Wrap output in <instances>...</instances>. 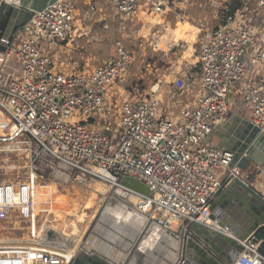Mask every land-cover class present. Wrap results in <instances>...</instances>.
Returning <instances> with one entry per match:
<instances>
[{
  "label": "built area",
  "instance_id": "built-area-1",
  "mask_svg": "<svg viewBox=\"0 0 264 264\" xmlns=\"http://www.w3.org/2000/svg\"><path fill=\"white\" fill-rule=\"evenodd\" d=\"M3 1L21 5L20 0ZM78 1H53L32 13L20 41H0L5 48L0 50V113L8 122L0 133V238L25 226L32 240L0 241V264H68L73 259L38 229L43 174H38L37 162L44 158L52 169L59 166L109 188V196L114 194L110 198L121 197L130 214L146 216L150 229L167 232L178 225L190 235L193 226H202L232 237L242 247L231 264H264V239L258 230L240 239L213 216V202L225 182L246 183V178L236 153L210 138L226 122L231 91L245 84L250 69L263 77L247 84L243 97L251 110L250 123L264 136V0H242L241 9L231 16L228 0L219 27L203 22L197 26L201 51L195 68L201 72V90L195 102L181 106L177 117L166 118L161 94L167 83L158 77L148 90L134 86L120 104L115 126L114 112L105 103L117 82L130 73L133 54L118 42L111 60L76 74L55 70L50 54L69 42ZM110 2L117 14L131 20L142 11L164 14L169 8L166 0ZM251 3L253 14L262 12L260 21L258 14L246 16ZM211 5L220 8L217 2ZM198 75L193 69L182 71L175 81L177 91H190ZM10 156L27 159L30 172L25 180L6 178L16 170L7 161ZM128 177L148 186L151 195L124 186ZM43 237L44 242L36 243Z\"/></svg>",
  "mask_w": 264,
  "mask_h": 264
},
{
  "label": "crops",
  "instance_id": "crops-1",
  "mask_svg": "<svg viewBox=\"0 0 264 264\" xmlns=\"http://www.w3.org/2000/svg\"><path fill=\"white\" fill-rule=\"evenodd\" d=\"M53 1L55 0H20L21 5H13L0 0V41L2 39L20 41L22 38V27L30 21L32 13L34 11L44 10ZM166 1L169 3V8L162 14L160 19L161 24H159L160 26H158L152 34V44L154 46L153 53H156L158 56H163L164 58L160 57L158 61H154V67L158 68L157 65L160 64L163 72H165L160 74L159 77L168 83V86H165L164 89L165 93H167V97L169 98L168 95H170L169 99H171L172 90L176 91L178 95L183 98L176 103L179 106H183L195 102L201 90V82L200 79L197 80V83H195L190 91L179 92L176 89L175 81L182 71L195 70V67L200 65L201 37L195 25L196 22L190 19L191 17H187L186 20H180L177 14H175V9L181 4V1ZM170 5H173V7ZM194 5H192V7ZM192 7L190 9H192ZM79 9L80 11L81 9L83 10V15L79 13ZM246 14V16L249 17L254 16L252 10L250 11L249 8ZM75 15L76 21L78 17L80 18V15H82L80 21L81 19H85L86 21L87 17H89V19L95 18V21L101 24L99 27L101 29L103 28V32L106 31L105 28L107 30L113 28L115 25L113 21L117 19L116 12L112 8L110 0H79L75 8ZM219 25L220 23L211 27L217 28ZM76 26L77 23L74 25V28ZM81 29H76L73 34L77 36H71L69 42L62 48L58 47L56 50L54 49L50 52L54 59L55 70L67 74H76L90 72L96 69L94 66L95 68L93 70H89L92 61L97 59L96 50L97 43H99L97 41V36L92 35L94 37L92 41L90 40L93 38L92 36H85V38H82L85 34L81 32ZM261 39L262 38H260V40ZM87 40L88 44L85 42ZM257 40L256 38L255 41ZM0 45H2L1 42ZM182 46L183 50L179 49ZM109 60H111V58L105 60L103 64ZM262 77L263 74H258L255 70L250 69L245 84L231 91L229 97V102L231 104L230 112H232V108L235 109L237 107V101L242 99L248 114L251 115V110L244 101V90L247 84H251L254 80H261ZM184 98L186 99L184 100ZM230 99L232 101H230ZM233 111L235 112H232L233 115L230 119L237 120L239 115L236 110ZM230 112L228 116H230ZM177 115L172 117H177ZM219 127L214 130L210 137L212 143L219 148L235 152L237 158L239 154H244L245 160L243 159L240 161V166L244 173L246 172V183L264 195V159H261L264 158V136L259 137L258 130L249 122L250 132L247 139H240L238 145L227 144L221 141L223 135ZM248 150H250V153L248 152L249 156L246 153ZM248 166H251L252 169L250 167L249 169ZM221 178L224 180V177ZM226 183L227 182H225V184ZM231 191L232 192H228L227 187H224V190L216 196L213 202V216L219 220L220 226L223 224L221 227L229 228L233 235L240 238V236L249 234V230L243 227L244 224L246 225L256 220H261L264 223V210L257 207L254 200L248 201L241 188L236 187ZM94 193H96V191ZM90 203L91 202H88V207H91L92 204L93 206L96 204L94 202ZM67 204V200H63L60 203L59 211L56 216L54 215L55 219L52 222L55 228L66 234H68L67 229L69 227L70 216ZM109 208L111 211L108 213V217H106L107 225L105 228L106 231L103 233L104 238L94 237L92 240L93 245H101L102 249L93 245L92 247L89 246L85 247V249H81L79 247L80 241L76 236H74V240H71L73 245H70L69 241L67 242L65 239V241H61V247H67L70 250L73 249L75 252L72 261L76 260L80 254L81 258L84 257V259H82L79 264H184L183 255L186 253L191 257H205L208 262L210 256L212 257L209 250L205 247V242L210 238L209 232L216 233L228 240H221L218 243V248L223 253H230L234 249L233 244L230 242L234 240L232 237L202 226H193L190 235L181 231L180 228H177L179 226L164 232L157 228L150 229L147 218L140 213L130 214L126 206L115 208L109 205ZM51 218L52 217H48L45 219L42 230L47 226L50 227L48 222ZM93 218L94 215L92 219ZM96 226L102 227L99 223H97ZM130 228L133 229L131 230ZM143 233L144 237L136 252L133 253V248ZM71 234L73 236L74 233ZM27 238L28 237H26V239ZM54 238L58 239L57 237ZM54 238L52 240H56ZM176 239L179 240L178 257ZM29 241L28 239V242ZM36 243H39V240L38 242L36 241ZM215 260L217 261L216 258Z\"/></svg>",
  "mask_w": 264,
  "mask_h": 264
},
{
  "label": "rangeland",
  "instance_id": "rangeland-1",
  "mask_svg": "<svg viewBox=\"0 0 264 264\" xmlns=\"http://www.w3.org/2000/svg\"><path fill=\"white\" fill-rule=\"evenodd\" d=\"M180 1L181 4L178 5L177 9H175V14H177L180 20H186L187 17H191L190 19H193L194 22H196L195 24L196 26H198L202 22L210 26L218 25L221 19L222 20L224 19L221 13L222 7L228 6L229 4L228 0H194L193 2L190 1L189 3H186L183 0ZM236 1L232 0V4L235 5ZM211 2H217L218 7L220 8L212 7ZM191 4L192 5L196 4V5L192 7ZM171 7H173V5ZM191 7L192 9H190ZM254 9H255L254 5L249 7V10L250 11L252 10L253 13H254ZM79 13L80 14L82 13L83 15L84 12L81 9ZM257 14L260 21L262 12H256L254 16H252V18L257 16ZM82 15H80V18H82ZM116 15H117L116 16L117 19L113 21L115 24L114 27L108 30L104 27L106 30L105 32H103L102 30L103 28L101 29L99 27L101 24H98V22L95 21V18L89 19V17L86 18V21L85 19L84 20L81 19L80 21L79 17L77 18V21L75 19L74 22L75 24L77 23V26L71 32L72 34L71 36L75 37L77 35L73 34V32L78 28L80 29L82 28L81 32L85 34L82 38H85V36L90 37L92 35L97 36V41L99 42L97 43L98 45L96 50L97 59L92 61L93 65L91 63L89 70H93L95 67L96 68L99 67L107 59L110 58L112 59V57H114L116 54V48L118 42H121L124 45V47L128 51H130L134 56V64L132 69L130 70V73L126 77L120 79L117 82V84L113 87L114 90L112 89L111 98H108L105 103V105L108 106L109 108H112L114 112L113 113L114 126H115L114 121H117L119 119L120 104L126 99H128L130 95H132V91L135 84L138 81H140V87L143 86L142 88L144 90L145 89L148 90L150 81H153L155 77H159L160 74L165 73L163 72L160 64L157 65L158 68L154 67V61L156 60L158 61L160 57L162 58L164 57L158 56L156 55V53L155 54L153 53L154 46L152 44L153 43L152 34L154 30L158 26H160L159 24H161L160 19L162 17V14H155L149 12L145 13L144 11H142L139 14L138 18L132 20L126 19L117 13ZM260 30L262 29H259V31ZM260 37L263 39L264 33H261ZM90 40L91 41L94 40V37L91 38ZM85 42L86 44H88V40ZM195 71H197V73L199 74L198 75V80H199L201 76L199 67H197ZM167 86L168 83L166 87ZM168 96L170 98V95ZM171 96H172L171 99H169L167 97V93H165V90L161 94V101L163 107L162 111L163 114L165 113L166 118L177 115L181 109V106H179L176 102L183 98H181V96L178 95V93L174 90H172ZM185 99L186 98H184V100ZM230 101L232 100L230 99ZM233 110H236V112L239 115L237 120L230 119V117L235 112ZM110 111L111 110H109V114L111 113ZM232 112H230V116L227 117L226 122L219 127V129L222 130L221 132L223 135L221 141H224L227 144L238 145L240 139H247V137L249 136V132H250L249 122L251 119V115L248 114L245 105H243L242 99L237 101V107L235 109L232 108ZM5 121L6 118L2 116L0 113V133H4V128L2 124ZM248 152L250 153V150L246 152L249 156ZM238 158L240 161H242L243 159L245 160L244 154L243 155L239 154ZM7 161L13 164L16 170L14 172H8L9 176H7L6 178L8 180H25L26 176L30 172L29 167L27 166L28 163L27 159L15 158L13 156H10V159ZM3 164L4 161L2 160L0 165ZM249 167L251 168V166H248V168ZM37 169H38V174L40 176L41 174H43V178H40L39 181L40 190H39L38 200L41 201V204H39L38 205L39 207L38 206L37 207H38V212L41 213L42 216L40 218V224L38 225V229L42 230L45 219L48 217H52L55 208L59 207L60 203L64 199H66L68 201L67 207L68 210L70 211L69 215H71L69 216V227L67 229L68 235H72L71 233H74L73 236H76L80 241L79 247L81 245L87 246L85 244L86 236L89 234V230L100 208L106 201L107 197H105L104 194L99 193L96 190L97 186L96 187L93 186L94 183H91L89 179L83 178L79 174L73 173L69 170H65L64 168H60L59 166L55 167V169H52L50 166L49 159L47 158H44L41 161L37 162ZM3 170L7 171L8 169L4 168ZM218 172L221 175L223 174V170H219ZM95 191L96 193H94ZM92 196L93 198H91ZM119 198H112L109 201V205L115 208L126 206L124 204L125 202L121 201ZM92 200L96 201L97 203L91 209H86L88 202ZM93 215L94 218L92 219ZM23 227L24 228L22 229H18L19 230L18 232H15L11 235H5L4 237H2L5 239L0 238V240H8V239L11 240L12 238L22 240L25 237H28L29 231L28 229H26L25 226ZM130 229L132 230L133 228ZM45 233L46 230H44L43 234ZM89 236H92V233L88 235V238ZM36 241L38 242V240ZM56 241L60 243L59 240H54L53 242L58 243Z\"/></svg>",
  "mask_w": 264,
  "mask_h": 264
},
{
  "label": "water",
  "instance_id": "water-1",
  "mask_svg": "<svg viewBox=\"0 0 264 264\" xmlns=\"http://www.w3.org/2000/svg\"><path fill=\"white\" fill-rule=\"evenodd\" d=\"M0 50H5V48L2 45H0ZM122 183L124 186L129 187L141 194H144L147 196L151 195V192L148 186H146L144 183L140 181H137L135 179L128 177ZM224 187H227L228 192H232L231 190H234L236 187L241 188L244 191V195L247 197L248 201L254 200L257 207H260L262 210H264L263 195L260 192H258L255 188L250 186L249 184H246L245 182H242L240 180H230L229 179L227 183L224 185ZM113 195L114 194H110L109 198H107V201L103 204L101 211H103L105 207L107 206V204H109L110 197H112ZM97 222H98V218L95 219V221L93 222L88 235L95 232V229H96L95 227L97 225ZM222 225L223 224H221V226ZM243 227L249 230V234L255 230H258L259 236L264 239V233L262 232L264 223L261 220H256L254 222L251 221L250 223H247L246 225L244 224ZM208 234L210 238L205 242V247L206 249L209 250L210 254L212 255V257L210 256L209 261L207 262L205 257L203 258L196 257V256L191 257L190 255L188 256L186 253H184L183 255L184 264H231L235 262L238 254L242 251V247L237 243V241L229 240L233 244L234 249L230 253L225 254L218 248V243L221 240H226V239L224 237L219 236L216 233L209 232ZM249 234H247L246 236H240V239L246 238ZM88 235L86 236L85 241L87 240ZM143 237H144V233L141 234V237L139 238L138 242L134 246L133 251H132L133 253L136 252ZM81 249H85V248L82 247ZM213 257H215L217 261ZM82 259H84V257L81 258V255L79 254V257L76 260L71 261L68 264H79L82 261Z\"/></svg>",
  "mask_w": 264,
  "mask_h": 264
},
{
  "label": "bare ground",
  "instance_id": "bare-ground-1",
  "mask_svg": "<svg viewBox=\"0 0 264 264\" xmlns=\"http://www.w3.org/2000/svg\"><path fill=\"white\" fill-rule=\"evenodd\" d=\"M194 30V29H193ZM2 126H3V128H4V130H5V128L8 126V122H7V120L2 124ZM100 183H94L93 184V186H97V188H96V190L99 192V193H102V194H105L104 196L105 197H107V198H109V188H107V187H105V186H103V185H99ZM39 196V195H38ZM91 198H93V196L91 197ZM107 198H106V201H107ZM64 200H66V199H64ZM110 200H111V198H110ZM109 200V201H110ZM105 201V202H106ZM91 203L92 202H94V203H97L96 201H90ZM104 202V203H105ZM90 203V204H91ZM39 204H41V201L40 200H38V205ZM126 206H128V203H124ZM71 205V204H70ZM73 205V204H72ZM103 206V205H102ZM39 207V206H38ZM75 207V206H74ZM93 207V204H92V206L91 207H86V209H91ZM59 208H60V205H59V207H57V208H55V210H54V214H53V216H52V218H51V220L48 222V225H50V227H46L44 230H46V232H47V237L48 238H50V239H52V238H54V237H57L58 239H56V240H59L60 241V243H61V241H69V244L70 245H73L72 243H71V240L72 239H74V236H72V235H68V234H66V233H63V232H61V231H59L57 228H55V226L52 224V222H53V220L55 219V216L57 215V213H58V211H59ZM102 208V207H101ZM101 208H100V210H99V212H98V214H97V216H96V218L95 219H97L98 218V222L97 223H99L100 225H102V227H95L96 229H95V232L94 233H92V236H90V238H88L86 241H85V244L87 245V246H84V245H81L83 248H85V247H92V245H93V242H92V240H93V238L94 237H101V238H104V235H103V233H104V231H106L105 230V228H106V217L108 216V213L111 211L110 210V208H109V204H107V206L105 207V209L103 210V211H101ZM52 211V210H51ZM87 211V210H86ZM50 214V213H49ZM55 215V216H54ZM80 215V214H79ZM142 215V214H141ZM71 216V215H70ZM143 216V215H142ZM145 218H146V216H144ZM95 221V220H94ZM90 222V221H89ZM176 226H178V225H176ZM175 226V227H176ZM88 229V228H87ZM218 230H219V227L217 228ZM43 230V231H44ZM28 234H29V232H28ZM36 234H37V230H36ZM26 235V234H25ZM49 235V236H48ZM69 236V237H68ZM82 237H83V235H82ZM44 238L45 237H43V239L42 240H39V244H41L42 242H44ZM70 238H72V239H70ZM2 239H5V238H2ZM28 239L29 240H31V238H27L26 239V237L24 238V239H16V238H12L11 240L10 239H8V240H0V241H7V242H11V241H15V242H22V241H27L28 242ZM65 239V240H64ZM56 242H58V241H56ZM46 243V242H45ZM59 243V242H58ZM176 244H177V246H176V250H177V257H178V244H179V240L178 239H176ZM59 246L61 245V244H58ZM80 246V248H82ZM93 246H95V247H98V248H100V249H102V246L100 245V246H97L96 244H94ZM67 250L66 251H68V255H70V254H72L73 256L75 255V252L73 251V249L72 250H70L69 248H67V247H65Z\"/></svg>",
  "mask_w": 264,
  "mask_h": 264
},
{
  "label": "trees",
  "instance_id": "trees-1",
  "mask_svg": "<svg viewBox=\"0 0 264 264\" xmlns=\"http://www.w3.org/2000/svg\"><path fill=\"white\" fill-rule=\"evenodd\" d=\"M233 1H234V0H233ZM235 1H236V0H235ZM252 5H253V3L250 4V6H252ZM241 6H243L242 0H237L235 5H233L232 2H231V4H230V10H229V12H228V15H229V16H231V15H235V14L237 13V11H239V9H240ZM250 6H249V7H250ZM136 84L140 85V81H138ZM136 84H135V85H136ZM142 87H143V86H141V89L143 90ZM262 231H263V233H264V227L262 228ZM261 252L264 254V244H263V246H262Z\"/></svg>",
  "mask_w": 264,
  "mask_h": 264
},
{
  "label": "flooded vegetation",
  "instance_id": "flooded-vegetation-1",
  "mask_svg": "<svg viewBox=\"0 0 264 264\" xmlns=\"http://www.w3.org/2000/svg\"><path fill=\"white\" fill-rule=\"evenodd\" d=\"M108 217V216H107Z\"/></svg>",
  "mask_w": 264,
  "mask_h": 264
}]
</instances>
